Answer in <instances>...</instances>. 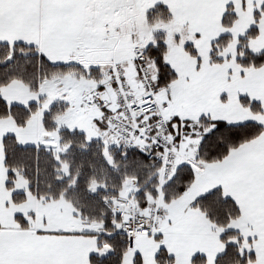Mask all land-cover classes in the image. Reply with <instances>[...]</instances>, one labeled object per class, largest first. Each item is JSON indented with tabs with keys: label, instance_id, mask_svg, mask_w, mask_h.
Here are the masks:
<instances>
[{
	"label": "snow or ice",
	"instance_id": "1",
	"mask_svg": "<svg viewBox=\"0 0 264 264\" xmlns=\"http://www.w3.org/2000/svg\"><path fill=\"white\" fill-rule=\"evenodd\" d=\"M0 264H264V0H0Z\"/></svg>",
	"mask_w": 264,
	"mask_h": 264
}]
</instances>
